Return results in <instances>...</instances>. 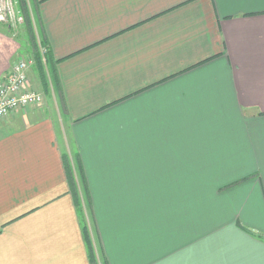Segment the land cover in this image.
I'll use <instances>...</instances> for the list:
<instances>
[{
    "label": "crops",
    "instance_id": "obj_1",
    "mask_svg": "<svg viewBox=\"0 0 264 264\" xmlns=\"http://www.w3.org/2000/svg\"><path fill=\"white\" fill-rule=\"evenodd\" d=\"M32 4L62 124L0 119V264H91L63 153L108 264H264V0ZM16 52L0 31V80Z\"/></svg>",
    "mask_w": 264,
    "mask_h": 264
},
{
    "label": "trees",
    "instance_id": "obj_2",
    "mask_svg": "<svg viewBox=\"0 0 264 264\" xmlns=\"http://www.w3.org/2000/svg\"><path fill=\"white\" fill-rule=\"evenodd\" d=\"M17 6L23 16L24 28L30 42L29 45L34 55V67L38 78L41 81L44 93L48 94L52 85L53 92L61 100V87L55 69V60L50 54L45 35L40 23L38 10H33V19L31 18V10L27 0H16ZM35 32L38 33V41L36 40ZM50 78V82L48 80ZM51 90V89H50ZM59 100V101H60ZM61 103V101H60ZM63 104H60L62 111ZM70 159L68 153H63V163L66 172V179L68 184V191L72 196L77 214L80 216L82 223L83 239L87 249V255L91 264H98L97 255L93 247V242L89 235L88 226L86 224V214L92 218V206L89 196L88 186L85 179V174L80 162L78 154H73ZM99 264H108L104 255L101 252V260Z\"/></svg>",
    "mask_w": 264,
    "mask_h": 264
},
{
    "label": "built area",
    "instance_id": "obj_3",
    "mask_svg": "<svg viewBox=\"0 0 264 264\" xmlns=\"http://www.w3.org/2000/svg\"><path fill=\"white\" fill-rule=\"evenodd\" d=\"M16 4L15 0H0V24L12 25L23 20ZM31 59L16 60L0 80V119L18 108L35 105L42 100L39 92L27 83L26 72L33 63Z\"/></svg>",
    "mask_w": 264,
    "mask_h": 264
},
{
    "label": "rangeland",
    "instance_id": "obj_4",
    "mask_svg": "<svg viewBox=\"0 0 264 264\" xmlns=\"http://www.w3.org/2000/svg\"><path fill=\"white\" fill-rule=\"evenodd\" d=\"M27 1H28L29 8L31 10V12H30L31 18L33 19V10L35 8L32 4V0H27ZM16 8H17L19 14L21 15L17 4H16ZM1 25H3L6 28V29L2 28L3 32L7 36H9L10 39L13 40V42L16 43L17 52H16V54L12 55V57H13L11 60L12 64L20 58H25V59L27 57L32 58L31 60L33 63L28 67L27 72H26L27 83H29L28 85L30 88H33L36 91H38L39 94L41 95V98H42V100L38 104H35L32 106L41 107L42 109L46 110L49 113L51 118L55 117V119L58 122L57 124H60V123L62 124L60 119L58 121V117L56 115V114H58L59 117H61V114H62V111L60 109V102H59L58 96L55 94V92H53V88H52L51 84H50L51 90L49 89L48 94L44 93L41 81L37 76V73H36V70L34 67V55H33V52L31 50V47L29 45L30 40L27 37V33L25 31V28H24L23 20L21 22H16L12 25H8V24H1ZM2 30H0V31H2ZM35 35H36V40L38 41V35L39 34L35 32ZM12 64H11V66H12ZM48 80L50 82L49 76H48ZM65 139L66 140L63 141L62 148L65 149L66 151H69L70 153L72 151L74 152L72 143L69 142L67 138H65ZM97 259H98V264H99L100 263L99 261L101 260V251H100L99 246H98V251H97Z\"/></svg>",
    "mask_w": 264,
    "mask_h": 264
}]
</instances>
